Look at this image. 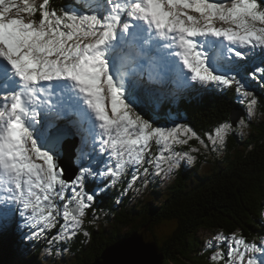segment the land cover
Instances as JSON below:
<instances>
[{
  "label": "snow or ice",
  "instance_id": "snow-or-ice-1",
  "mask_svg": "<svg viewBox=\"0 0 264 264\" xmlns=\"http://www.w3.org/2000/svg\"><path fill=\"white\" fill-rule=\"evenodd\" d=\"M75 5L0 0V223L15 221L23 239L46 241L57 256L90 236L85 219L91 212L87 223H97L101 192L126 176L128 188L141 177L146 184L149 168L166 176L209 144L224 147L250 127L261 105L256 89L264 93V0ZM165 83L173 95L234 89L240 107L206 142L186 124L157 126L142 114L140 93ZM70 135L81 164L65 178ZM204 249L209 264H264V236L217 231Z\"/></svg>",
  "mask_w": 264,
  "mask_h": 264
},
{
  "label": "trees",
  "instance_id": "trees-1",
  "mask_svg": "<svg viewBox=\"0 0 264 264\" xmlns=\"http://www.w3.org/2000/svg\"><path fill=\"white\" fill-rule=\"evenodd\" d=\"M51 2L57 9L62 5L79 7L75 0ZM256 91L261 96L258 106L261 119L252 123L243 138L230 137L225 153L212 162L207 173L199 174L195 168L187 174L188 170L182 168L160 200V194L154 192L147 201L138 202L126 192L130 178L126 176L123 182L99 194L94 206L97 223L89 225L86 221L85 225L90 232L89 240L79 235L71 245V255L67 258L59 255L60 260L45 252L46 241L28 244L15 221L2 224L0 264H93L108 247L145 226H149L165 257L162 264H209V252L202 249L199 237L203 231H222L225 235L237 232L248 240L264 236V93L259 88ZM164 93L141 92L146 105L142 114L159 110L156 122L160 126L168 125L173 116L184 119L202 137L220 121L230 120L233 110L240 107L234 89L173 95L172 88H168ZM191 143L196 146L195 141ZM87 218L91 219V212ZM165 224L170 228L163 233L161 228Z\"/></svg>",
  "mask_w": 264,
  "mask_h": 264
},
{
  "label": "rangeland",
  "instance_id": "rangeland-1",
  "mask_svg": "<svg viewBox=\"0 0 264 264\" xmlns=\"http://www.w3.org/2000/svg\"><path fill=\"white\" fill-rule=\"evenodd\" d=\"M172 87L173 86L171 84H169V83L151 85V88H153L155 90H156V88L157 89L158 88L159 89H163L165 91H163V90H161V91L162 92H165V93H166V89L172 88ZM262 117H264V116H262ZM259 119H261V118H260V115H259V111L257 109V114L253 118V120L251 121L250 127L244 129L242 132H240V131L234 132L233 134L229 135V137L227 138V140H229L230 137H233L234 138V136H236L238 138H243L244 136H246L249 133L248 131L251 129L252 123L256 122V120H259ZM168 122H169V124L168 125H165L166 127H171V126H173L174 123L186 124L185 121H184V119H178L177 117H174V116L173 117H170V119L168 120ZM72 138H74V136ZM202 138H205V140H206V137H202ZM193 141H195V140H193ZM193 141H191V142H193ZM206 142H207V140H206ZM226 142H228V141H226ZM74 144L75 145L77 144L78 147H79V140L78 139L75 140L74 141ZM196 147H200V145L197 142H196ZM225 149H226V145L224 147H222V148H218L216 150H212V146L209 144V147H208L207 150H205L204 148H201L200 152H198V153H192L194 156H196V159L193 162L188 163L186 160L181 161L180 162V166L177 169H175L173 172L169 173L166 176L163 175V174L161 176H154V175L151 174L152 171H153V169L149 168V175L146 178L147 179V183L146 184L144 183L145 177H141V179L138 180L133 185L132 188H127V191L126 192L128 194H130V196H133L134 200H136L137 202L139 200H143V201L146 200L147 201L151 196H153L152 194L154 192H157V193L160 194V196L158 197V199L160 200V197L164 196L165 193H167L169 191L170 186L175 183V181L177 180L178 175L180 173H182L181 172L182 171L181 170L182 168L188 170V171H186L187 174L192 173L195 168H198V173L199 174H205V173H207L210 170V166H211L212 162H215L216 159L221 158V156L226 151ZM176 150L177 151H183V150H187V149L186 148H183V147H180V146H177L176 147ZM152 152L154 154L156 152V146L155 145H153ZM76 162H79V166H80L81 161L78 159V155H76V157H75V165L77 166ZM198 165H200V166H198ZM79 166H77L78 169H79ZM145 167H147V165H145ZM140 171L142 172L143 171V168H141ZM122 195H123V197L126 196L125 194H122ZM87 217L85 219V225H86V221H88V218ZM8 224L10 225L11 224V221L8 222L5 225H8ZM0 225H2V223H0ZM169 228H170L169 225L165 224V225L162 226L161 230H162L163 233H165V232H168ZM215 233L216 232H211V231H203V232L199 233V237H200V239L202 241V249L204 251H206L204 249V242H205V240L211 239V237ZM87 238H88L87 240H89V237H87ZM75 239L64 246L67 250L61 252V256L63 258H67V257H69L71 255V253H72V251H71V245L75 241ZM25 241L28 244L31 243V242H29L27 240H25ZM53 254L55 255V249L53 250ZM56 257H57L58 260L61 259L57 255H56ZM17 260H18V258H17ZM40 260H42V257H40ZM44 264H46V263L44 262Z\"/></svg>",
  "mask_w": 264,
  "mask_h": 264
},
{
  "label": "water",
  "instance_id": "water-1",
  "mask_svg": "<svg viewBox=\"0 0 264 264\" xmlns=\"http://www.w3.org/2000/svg\"><path fill=\"white\" fill-rule=\"evenodd\" d=\"M158 112L159 110L155 109L152 114L156 119L154 122L160 126L156 122L159 120L156 116ZM70 136L67 138L66 148L61 152L60 157V164L65 170V178L71 177L78 171V167L75 165L76 146L71 141L72 137ZM164 258L154 236L149 231V226H145L129 238L120 240L115 245L108 247L102 257L93 264H162Z\"/></svg>",
  "mask_w": 264,
  "mask_h": 264
},
{
  "label": "bare ground",
  "instance_id": "bare-ground-1",
  "mask_svg": "<svg viewBox=\"0 0 264 264\" xmlns=\"http://www.w3.org/2000/svg\"><path fill=\"white\" fill-rule=\"evenodd\" d=\"M160 90H162V89H160ZM160 90H159L158 92H159V93H162ZM162 120H163V119H162ZM164 121H165V120H164ZM166 121H167V120H166ZM70 137H73V136L71 135ZM74 138H75V139H74ZM74 138H71V141L73 142V144H74V141H75V140H77V139L79 140V138L76 137V136H74ZM74 145H75V144H74ZM75 146H76V155H78V148H79V147H78L77 144H76ZM77 166H79V163H78ZM79 167H80V166H79ZM89 219H90V218H89Z\"/></svg>",
  "mask_w": 264,
  "mask_h": 264
}]
</instances>
